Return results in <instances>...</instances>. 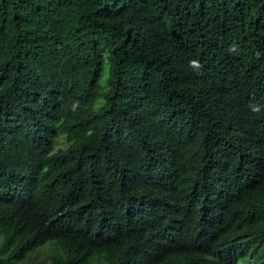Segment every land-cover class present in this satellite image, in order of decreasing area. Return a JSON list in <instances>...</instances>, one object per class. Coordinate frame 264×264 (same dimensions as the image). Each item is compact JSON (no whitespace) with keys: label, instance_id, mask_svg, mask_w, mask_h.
<instances>
[{"label":"trees","instance_id":"obj_1","mask_svg":"<svg viewBox=\"0 0 264 264\" xmlns=\"http://www.w3.org/2000/svg\"><path fill=\"white\" fill-rule=\"evenodd\" d=\"M44 260L264 264V0H0V264Z\"/></svg>","mask_w":264,"mask_h":264},{"label":"clouds","instance_id":"obj_2","mask_svg":"<svg viewBox=\"0 0 264 264\" xmlns=\"http://www.w3.org/2000/svg\"><path fill=\"white\" fill-rule=\"evenodd\" d=\"M192 63L195 64L196 62L193 61ZM253 110L254 111H259L258 108H254ZM174 222H176V221H174ZM165 226H168V224H163V226H159L158 228L165 227ZM197 232L198 233L196 234V239H204L206 241V243L209 245L208 240L205 238L206 237V234H202V232H201L200 229ZM210 250H211V248H210Z\"/></svg>","mask_w":264,"mask_h":264},{"label":"rangeland","instance_id":"obj_3","mask_svg":"<svg viewBox=\"0 0 264 264\" xmlns=\"http://www.w3.org/2000/svg\"><path fill=\"white\" fill-rule=\"evenodd\" d=\"M60 145H65L64 137L60 139ZM43 264H50L48 260H44Z\"/></svg>","mask_w":264,"mask_h":264}]
</instances>
